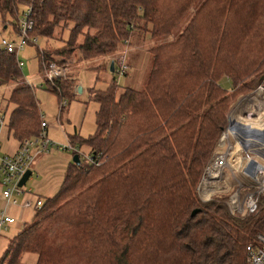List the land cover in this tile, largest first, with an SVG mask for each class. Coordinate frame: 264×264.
Masks as SVG:
<instances>
[{
  "label": "trees",
  "instance_id": "obj_1",
  "mask_svg": "<svg viewBox=\"0 0 264 264\" xmlns=\"http://www.w3.org/2000/svg\"><path fill=\"white\" fill-rule=\"evenodd\" d=\"M194 1L0 0V12L17 14L18 31L31 6L29 34L46 39L40 67L50 60L67 66L121 52L134 30L165 38ZM65 29L66 38L55 36ZM148 50L141 87L119 90L112 79L90 88L95 130L69 140L80 162L72 160L58 190L10 236L0 264H20L25 252L36 253L34 264H247L245 245L264 231V199L238 217L221 198L200 201L196 184L231 100L264 73V0H202L175 38ZM17 59L0 47V85L22 79ZM44 80L59 101L74 94L73 80ZM7 100L8 131L20 143L37 134L42 115L33 84L14 85ZM82 142L94 161H82Z\"/></svg>",
  "mask_w": 264,
  "mask_h": 264
},
{
  "label": "rangeland",
  "instance_id": "obj_2",
  "mask_svg": "<svg viewBox=\"0 0 264 264\" xmlns=\"http://www.w3.org/2000/svg\"><path fill=\"white\" fill-rule=\"evenodd\" d=\"M201 1L202 0H195L193 2L190 9L187 10L172 32L165 38H154L146 29L144 32L134 30L132 36L130 37V41L128 40L125 45L122 46L123 48L121 52H119V50L117 51L119 53H109V56L112 55L114 59L124 56L126 68L121 75H118V73L110 69L108 61L105 62V65L102 63L101 57H103V55L101 54H96L85 60L83 59L80 63H69L65 66V75L67 76L65 77L64 75L62 78L73 80L72 90L74 94L63 98L67 102L61 110L59 108L58 95L47 88L42 66L40 67L39 63L38 47L42 49L46 43V39L39 37L35 44L33 42H28L24 45L18 53V58L23 61V64L21 65L23 77L21 80L19 79L16 84L33 83L39 107L43 112L45 119L48 121L47 136L55 142L49 146L47 151L39 153L33 159L31 174L24 184L26 191L17 195L19 196V198H17L18 202L23 201L24 199L34 201L37 196H40L43 200L45 197L53 195L58 190L63 180L66 168L72 162L74 154L72 149L59 148L56 145L61 143L67 144L69 140L67 136L73 134L75 130L77 131L76 134L81 137H87L89 134L94 132L96 127L95 118L98 103L91 98V94L88 92V86L92 82L95 83L96 80V86L102 88L106 85V83L110 84L111 80L114 79L119 85V90H121L123 86H131L135 88L141 87L147 75L151 61V53L148 48L151 45L162 42L163 40L175 38ZM22 8L23 6L20 7L19 14ZM16 15L13 16L9 13L3 15L0 12V42L4 37L7 38L14 36V38H9L13 40H17L19 38V33L14 28ZM58 35H62L63 38H66L68 35L67 29L62 32L57 31L55 36ZM49 41L55 46L61 44L60 39L50 38ZM77 65L82 70L81 75L85 85L84 91L78 93L76 92V88L78 84H81V81L79 78L75 77L77 76L76 73H78V71L75 70ZM98 65L99 67L96 68ZM258 77L259 78L257 79L256 84H254L251 89L241 93L239 92V94L231 100L227 114L235 107L234 105L243 95L248 93L251 94V92L254 91L257 96L263 97L264 89L260 91L258 90V86H264V73H262V75L261 73H258ZM220 82L227 89H230L233 84L231 79L227 76L221 77ZM14 85L15 84L12 83H10V85H0V113L4 114L5 119L8 117L12 108V103L8 102L7 96L10 89ZM41 118L43 119V117ZM0 142V153L13 150L19 143L13 136L7 135L5 127L2 128ZM35 151L36 148L32 147L31 152L34 153ZM78 151L82 161L85 162L90 154V146L87 143L82 142L80 146H78ZM12 213H15L17 218L13 217V221L9 224L8 229L2 230V234L0 235V255L4 250L7 238H9L17 230L22 229L25 225V221L29 222L33 217L32 210L28 208L25 210H18V212L12 211ZM4 241L5 244H3ZM35 259L36 253L25 252L22 256L20 264H34Z\"/></svg>",
  "mask_w": 264,
  "mask_h": 264
},
{
  "label": "built area",
  "instance_id": "obj_3",
  "mask_svg": "<svg viewBox=\"0 0 264 264\" xmlns=\"http://www.w3.org/2000/svg\"><path fill=\"white\" fill-rule=\"evenodd\" d=\"M30 12L31 6H28L19 17L17 40L1 39V47L15 53L16 56L27 41H36V37L29 34L33 25ZM114 60V71L121 75L126 68L125 58L122 56ZM17 62L20 66L23 63L21 59H17ZM42 69L44 77L49 80L63 77L66 73L65 66L55 60L44 62ZM263 89V85L258 86V90ZM247 97L250 100L245 105V109L251 115L248 119L239 118L237 112H234L235 114L232 112L234 108H237V103H242ZM65 102V99L61 100V103ZM262 102H264V95L259 97L254 91L243 95L237 101L235 107L226 116L225 126L220 131L216 146L209 155L196 184L197 197L200 201L221 198L229 213L238 217L255 213L264 199V106ZM4 125V115L0 113V130ZM46 125L47 122L42 119L39 132L23 139L14 153H0V199L2 200L0 232L13 221V216L8 211L9 205L18 203L13 195L26 191L25 183L19 185L18 181L32 165L34 154L31 148L46 151L55 142L47 136ZM56 146L76 149L70 142ZM86 161L94 160L89 155ZM42 204L41 198H36L34 201L24 199L21 202V205L30 208L33 214ZM245 253L247 264H264V231L257 232L254 239L245 245Z\"/></svg>",
  "mask_w": 264,
  "mask_h": 264
},
{
  "label": "crops",
  "instance_id": "obj_4",
  "mask_svg": "<svg viewBox=\"0 0 264 264\" xmlns=\"http://www.w3.org/2000/svg\"><path fill=\"white\" fill-rule=\"evenodd\" d=\"M4 38H6V37H4ZM9 38H14V36H13V37H7L6 39H9ZM37 39H38V38H36V41H37ZM9 40H13V39H9ZM36 41H35V42H36ZM28 42H30V43H31V42L35 43L34 41H31V40L27 41V43H28ZM27 43H26V44H27ZM26 44H25V45H26ZM0 47H1V42H0ZM20 50H21V49H20ZM20 50H19V51H20ZM19 51L17 52V57H18V53H19ZM18 59H19V58H18ZM101 59H102V63L105 65V62H106V61L109 62L110 56H109V55H104L103 57H101ZM81 60H83V59H81ZM81 60H80V61H81ZM80 61H78L77 63H80ZM22 64H23V63H22ZM100 64H101V63H100ZM109 64H110V63H109ZM101 65H102V64H101ZM21 68H22V67H21ZM42 70H43V69H42ZM75 70L78 71V73H76L77 76H75V77L79 78L80 81H81V84H78V86L80 85V87H81V91H79V88H80V87L77 86V88H76V92H77V93H78V92H83L84 89H85V87H84L85 85H84V82H83V79H82V75H81V71H82V70H81V68H80L78 65L76 66ZM73 76H74V75H73ZM96 78H98V77H96ZM28 82H29V81H28ZM16 83H17V82H15V83L13 82L12 84H15V85H16ZM29 84H33V83H29ZM5 85H10V84H5ZM96 85H97V82H96V80H95V83L92 82V83L88 86V92L90 91V88H91V87H97ZM13 87H14V86H13ZM13 87H12V88H13ZM12 88H11V89H12ZM11 89H10V90H11ZM9 92H10V91H9ZM8 95H9V94H8ZM36 98H37V97H36ZM61 100H63V99H61ZM59 102H60V103H59V108H60V106L63 107V106L66 104L67 101H66L65 103H61V101H59ZM12 106H13V104H12ZM62 107H61V108H62ZM61 108H60V110H61ZM3 115H4V114H3ZM41 115H42L43 119H45V116H44V114H43L42 111H41ZM4 119H5V117H4ZM45 121L47 122V125H46V134L48 135V133H47L48 121H47L46 119H45ZM6 122H7V118L5 119V125H4L5 129L7 130V135H8V136H13L12 133H10V132L8 131V129H7V123H6ZM4 127H3V128H4ZM1 131H2V129L0 130V134H1ZM74 132L76 133L77 131L75 130ZM71 135H72V134H70L69 136H71ZM69 136H67V137H68L69 140H70V137H69ZM13 137H14V136H13ZM14 138H15V137H14ZM15 139L18 140V142H19L18 145H17L13 150L8 151V152H5V151H4L3 153H9V154H11V153H14V152L18 149V147L20 146V140L17 139V138H15ZM69 140H68V142H69ZM0 146H1V142H0ZM46 151H47V150H46ZM41 152H43V151H37V150H36V151L33 153V154H34V158H35L39 153H41ZM34 158H33V159H34ZM32 162H33V161H32ZM34 164H35V163H34ZM31 166H32V165H31ZM30 168H31V167H30ZM21 194H22V193H21ZM24 194H25V193H24ZM17 195H20V194H14L13 196L17 199V198H19V196H17ZM36 198H41V197H40V196H37ZM36 198H35V199H36ZM43 200H44V199H43ZM17 201H18V200H17ZM21 202H22V201L18 202L17 204H11V205L8 206V211H9V213H10L14 218H17V217L15 216V213H12V211L18 212V210H23V209L25 210V209L27 208V207L22 206V205H21ZM1 205H2V200L0 199V206H1ZM28 209H30V208H28ZM32 215H33V214H32ZM17 222H18V221H17ZM17 222H16V223H17ZM8 227H9V226H8ZM8 227H7L6 229H8ZM17 231H18V230H17ZM17 231H16V232H17ZM16 232H15V233H16ZM15 233H13V234H15ZM1 234H2V231L0 232V235H1ZM13 234H12V235H13ZM12 235H11V236H12ZM4 238H5V237H4ZM9 238H10V237H9ZM9 238H7L6 245H7V242H8V239H9ZM5 239H6V238H5ZM3 244H5V241H4ZM6 245H5V246H6ZM4 248H5V247H4Z\"/></svg>",
  "mask_w": 264,
  "mask_h": 264
},
{
  "label": "water",
  "instance_id": "obj_5",
  "mask_svg": "<svg viewBox=\"0 0 264 264\" xmlns=\"http://www.w3.org/2000/svg\"><path fill=\"white\" fill-rule=\"evenodd\" d=\"M109 66H110V69L113 71V69H114V61H113V60L110 61ZM78 87H80V85H79ZM79 91H81V87L79 88ZM73 161L76 162V163L80 162L77 153H74V154H73ZM30 174H31V168H28V169L24 172V174L20 177V179H19V181H18V184H19V185H22L23 183H25L26 180H27V178L30 176ZM195 211H196V208L193 209V210L191 211V214L195 213Z\"/></svg>",
  "mask_w": 264,
  "mask_h": 264
},
{
  "label": "bare ground",
  "instance_id": "obj_6",
  "mask_svg": "<svg viewBox=\"0 0 264 264\" xmlns=\"http://www.w3.org/2000/svg\"><path fill=\"white\" fill-rule=\"evenodd\" d=\"M250 99L247 97L246 100H244L242 103H237L236 107L240 110L238 111L237 108H234L233 112H237L236 114L239 116V118H245L248 119L249 116L251 115L250 112H247L245 109V105L248 103ZM263 106H264V102H262ZM235 114V113H234Z\"/></svg>",
  "mask_w": 264,
  "mask_h": 264
}]
</instances>
